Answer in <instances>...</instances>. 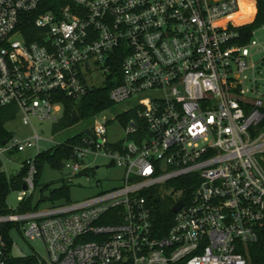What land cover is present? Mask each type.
<instances>
[{
	"label": "built area",
	"instance_id": "obj_1",
	"mask_svg": "<svg viewBox=\"0 0 264 264\" xmlns=\"http://www.w3.org/2000/svg\"><path fill=\"white\" fill-rule=\"evenodd\" d=\"M256 2L0 0V109L30 127L0 143V157L26 154L18 212L0 214V264H250L248 245L264 232V25L245 30ZM106 83L110 105L90 116L62 167L74 176L88 154L104 156L121 169L118 184L19 210L35 156L56 144L40 148L32 123L56 122L64 98ZM114 119L123 136L108 140ZM11 229L40 252L23 253Z\"/></svg>",
	"mask_w": 264,
	"mask_h": 264
},
{
	"label": "rangeland",
	"instance_id": "obj_2",
	"mask_svg": "<svg viewBox=\"0 0 264 264\" xmlns=\"http://www.w3.org/2000/svg\"><path fill=\"white\" fill-rule=\"evenodd\" d=\"M257 35L261 37V40H264V33L262 30H258ZM101 79V76H95L96 85L101 84ZM129 105L130 103L127 101L114 103L103 112L102 115L114 117L118 113L124 111ZM53 123L54 122L51 120L40 123L34 121L32 123L40 136L46 139L39 142L40 148H46L54 143L63 141L65 138L73 135L77 130L88 126L90 119L79 120L72 126L60 131H53ZM5 128L11 131L13 136L18 139H23L30 134V127L24 126L19 116L8 120L5 123ZM106 136L108 140L122 138V127L115 119L107 126ZM25 155V153H15L13 155H3L0 157L3 171L7 176H12L19 172L21 161ZM83 163L88 168L74 176L67 174L63 167L60 169H53L47 164H43L36 177L35 186L29 194L26 193V196L31 195V205L36 203V209L40 210L61 203L62 201L60 200L50 201L46 199V197L49 189L57 188L63 183L67 185V197L68 201L71 202L79 201L118 184L117 179H119L121 175V169L110 164L108 158L100 155L88 154L83 159ZM44 184H46L45 188L43 187ZM17 195L18 191H11L6 198L7 207L14 213L18 212L19 200L17 199ZM40 197H43V199L38 200ZM10 237L23 253L28 254L32 250L40 252L41 247L38 241L33 239L24 240L17 230L11 229Z\"/></svg>",
	"mask_w": 264,
	"mask_h": 264
},
{
	"label": "trees",
	"instance_id": "obj_3",
	"mask_svg": "<svg viewBox=\"0 0 264 264\" xmlns=\"http://www.w3.org/2000/svg\"><path fill=\"white\" fill-rule=\"evenodd\" d=\"M256 15L254 20L245 27V30H249L254 26L260 24L264 25V4L262 0L256 2ZM30 24V21H29ZM26 39H32L31 35H25ZM111 84L106 83L103 86L92 87L86 91V93L77 100L63 99L62 109L60 117L53 123V131H60L67 127L72 126L79 120H89L90 116L110 105L108 100V90ZM72 114L75 116V120L72 121ZM133 112L131 110L119 114L118 119L121 122H125L131 117ZM15 116V108L7 107L0 109V143L4 140H8L13 136V133L5 128V123L13 119ZM82 129L77 130L73 135L65 138L61 142H57L50 148L39 152L34 158V164L36 173L34 177V186L36 184V177L43 164H47L53 169H60L62 162L70 155L71 146L78 142L80 132ZM0 161V167H1ZM81 173V172H80ZM78 173V174H80ZM24 167L20 168L19 172L12 176H7L3 170L0 169V214H7L11 210L7 207L6 198L11 191H19L23 184ZM77 175V174H76ZM46 187V184L43 185ZM43 199L40 197L38 200ZM46 199L50 201L60 200L62 202L68 201L67 197V185L63 183L57 188L48 190ZM36 203L31 205V195L26 196L19 204V210H31L36 208ZM171 216L168 204L160 203L158 208L154 212L156 224L161 226V230H164L168 226L169 218ZM248 255L250 264H264V232L259 236L258 240L254 244L248 245Z\"/></svg>",
	"mask_w": 264,
	"mask_h": 264
},
{
	"label": "water",
	"instance_id": "obj_4",
	"mask_svg": "<svg viewBox=\"0 0 264 264\" xmlns=\"http://www.w3.org/2000/svg\"><path fill=\"white\" fill-rule=\"evenodd\" d=\"M71 120L74 121L75 120V116L74 114H72ZM83 133L84 134H88L87 129H83ZM22 190H25V184H22ZM178 207V204L175 205V207L172 208V211H175V209Z\"/></svg>",
	"mask_w": 264,
	"mask_h": 264
}]
</instances>
